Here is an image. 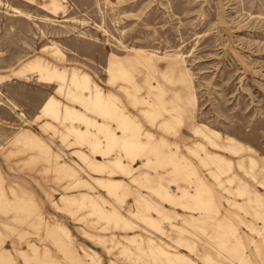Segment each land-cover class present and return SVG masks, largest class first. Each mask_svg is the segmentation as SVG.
<instances>
[{
    "label": "rangeland",
    "instance_id": "374dc122",
    "mask_svg": "<svg viewBox=\"0 0 264 264\" xmlns=\"http://www.w3.org/2000/svg\"><path fill=\"white\" fill-rule=\"evenodd\" d=\"M0 264H264V0H0Z\"/></svg>",
    "mask_w": 264,
    "mask_h": 264
}]
</instances>
